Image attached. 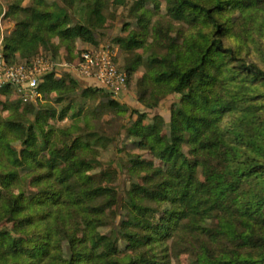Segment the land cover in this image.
I'll list each match as a JSON object with an SVG mask.
<instances>
[{"label": "trees", "instance_id": "trees-1", "mask_svg": "<svg viewBox=\"0 0 264 264\" xmlns=\"http://www.w3.org/2000/svg\"><path fill=\"white\" fill-rule=\"evenodd\" d=\"M62 1L69 9L84 6L90 24L73 23L68 11L45 0L25 6L14 0L7 16L16 28L3 38L10 65L40 56L56 63L59 48L71 55L77 41L96 46L94 29L105 26L107 5L119 8L128 0ZM162 2L169 20L152 23L145 5L158 12ZM136 5L139 30L117 40L133 54L120 69L128 83L145 69L138 101L148 112L134 111L138 121L130 134L154 159L130 161L140 182L128 193L121 228L107 230L118 192L91 173L104 144L86 115L93 96L112 95L56 68L43 78L37 107L12 86L0 89V264H264V53L254 63L226 43L236 36L248 48L250 39L261 40L264 0ZM231 83L233 90L225 91ZM171 95L180 102L169 124L156 115L144 125ZM116 101L106 107L127 112ZM69 114L70 126L53 124ZM227 114L236 120L225 123Z\"/></svg>", "mask_w": 264, "mask_h": 264}, {"label": "rangeland", "instance_id": "rangeland-1", "mask_svg": "<svg viewBox=\"0 0 264 264\" xmlns=\"http://www.w3.org/2000/svg\"><path fill=\"white\" fill-rule=\"evenodd\" d=\"M46 4L49 6H61L63 9L68 11L69 15L72 18L73 23H87L90 24L88 20L89 15L84 8V6H76L74 9H69L62 0H45ZM137 1L139 0H128L126 5L123 7L115 8L113 6L107 5L108 7L104 11V15L107 18V22L104 27L95 28V36L97 39V45H90L77 41L73 54H69L65 47H60L59 53L53 60L57 64H71V58L74 56V61L79 58L82 52L86 50L101 49L103 47H110L113 53L116 55V63L120 68H123V65L126 63V60L133 57V54H128L124 52L117 40L127 38L131 32L139 30V23L141 18L142 11H138ZM14 0H0V43L2 42L5 36H9L16 28V21L11 17H8L7 14L10 8L13 7ZM29 0H25L23 5H27ZM161 5V10L158 12L153 11L152 5L146 4L147 9L153 12L152 23L164 19L169 20L166 14V5L164 2ZM176 28H184L190 32L191 28L189 24H180L174 23ZM209 32V31H208ZM257 38V37H255ZM258 39V38H257ZM259 42L250 39L247 43L245 40H241L236 36H229L226 39V43L235 46L236 48L242 49V57H245L248 61L259 63L260 51L264 53V33L262 34L261 40ZM57 43V41H56ZM3 47V45H2ZM45 53L49 58L53 55L51 53ZM136 53H142V50L136 51ZM73 55V56H72ZM51 59V58H50ZM52 60V59H51ZM73 60V58H72ZM21 63V62H19ZM145 69L142 68L140 71L135 74L129 83L127 91L116 101L127 109V112L116 113L110 111L106 105L109 100H113L109 95L93 96L91 100L87 101L86 104V115L93 119L92 126L96 128V131L99 136L103 138V144L100 149V153L97 156L94 169L92 174L95 175L97 180H101L104 185L115 188L118 192V204L117 208L115 207V216L111 214L110 227L107 230L111 229H120L122 221L125 220L126 211L123 207L126 205L128 193L130 192L132 186L140 182V177L137 173L131 172L132 163L131 159L134 156H141L146 161H152L154 158L152 155L139 147L138 141L132 137L130 130L133 125L138 121V116L134 113L148 112L145 110L138 101V80L143 76ZM244 78V77H243ZM237 84V83H236ZM241 88L244 86L239 85ZM233 83L226 86L225 91L231 92L233 90ZM81 87L84 88L85 85L81 84ZM249 90V89H247ZM236 95L240 94V90L235 92ZM255 96V95H253ZM43 98V97H42ZM41 98V100H42ZM1 99L4 100L3 97ZM78 99V98H77ZM79 100V99H78ZM263 99L259 100L261 102ZM180 102V97L178 95H171L164 99L160 106L155 109L153 112H149V117L144 121V125L148 126L151 124V120L154 116H162L167 124L170 121L171 110L174 105H178ZM39 101L33 105L37 107ZM264 104V102L262 103ZM66 103L63 105V107ZM58 111L62 109V106L59 104H53ZM1 108V106H0ZM101 114H99V113ZM98 113V115H96ZM264 114V110H263ZM7 114L4 113V116ZM100 115V117H99ZM96 118V120H95ZM237 115L227 114L225 123H232L236 120ZM53 124L62 129L63 127L70 126L72 124L71 114L63 120H55ZM15 150H20L21 145L18 142L13 143ZM157 165L160 163L155 161ZM9 228L12 225L8 226ZM0 225V229H2ZM126 244L122 246V249H125ZM186 257H182L181 261L186 263ZM173 264H178L173 261Z\"/></svg>", "mask_w": 264, "mask_h": 264}, {"label": "built area", "instance_id": "built-area-1", "mask_svg": "<svg viewBox=\"0 0 264 264\" xmlns=\"http://www.w3.org/2000/svg\"><path fill=\"white\" fill-rule=\"evenodd\" d=\"M3 40L0 43V89L6 86L16 88L25 104H35L41 100L39 90L44 76L56 68H67L79 78L91 81L109 91L118 100L128 89L127 72L116 63V55L110 47L86 50L71 64H57L40 56L33 62L10 65L3 54Z\"/></svg>", "mask_w": 264, "mask_h": 264}]
</instances>
